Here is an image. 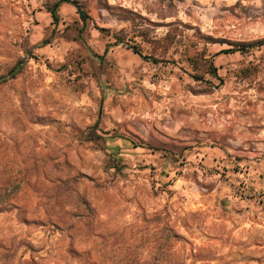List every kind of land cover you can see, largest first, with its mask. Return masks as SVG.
Instances as JSON below:
<instances>
[{"label": "rangeland", "instance_id": "obj_1", "mask_svg": "<svg viewBox=\"0 0 264 264\" xmlns=\"http://www.w3.org/2000/svg\"><path fill=\"white\" fill-rule=\"evenodd\" d=\"M58 1L0 0V264H264V0Z\"/></svg>", "mask_w": 264, "mask_h": 264}, {"label": "trees", "instance_id": "obj_2", "mask_svg": "<svg viewBox=\"0 0 264 264\" xmlns=\"http://www.w3.org/2000/svg\"><path fill=\"white\" fill-rule=\"evenodd\" d=\"M63 4H69L72 7H74L76 9L77 14L79 15V18H80L81 22L83 24L87 23L88 16L83 11L82 6L75 0H60L58 2H55L52 6H50V7H48L46 9L47 12L50 14V16H51L52 20L54 21V23H57L58 20H59L58 11H59V8ZM262 45H264V39L257 43V46H262ZM249 47H250V45L249 46L243 45L242 48L237 50V51L244 52ZM129 50H131L134 54L138 55L139 57L144 58L137 47L131 46V47H129ZM153 62L156 63V60H153ZM172 238L173 239H177L178 236L176 234H172Z\"/></svg>", "mask_w": 264, "mask_h": 264}, {"label": "water", "instance_id": "obj_3", "mask_svg": "<svg viewBox=\"0 0 264 264\" xmlns=\"http://www.w3.org/2000/svg\"><path fill=\"white\" fill-rule=\"evenodd\" d=\"M19 71V67H16L9 75L8 77L0 78V82L5 81L7 78L13 77L17 72Z\"/></svg>", "mask_w": 264, "mask_h": 264}]
</instances>
